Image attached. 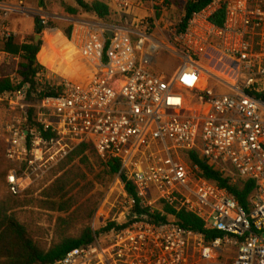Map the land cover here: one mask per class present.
Returning a JSON list of instances; mask_svg holds the SVG:
<instances>
[{"label":"built area","instance_id":"2783aa9c","mask_svg":"<svg viewBox=\"0 0 264 264\" xmlns=\"http://www.w3.org/2000/svg\"><path fill=\"white\" fill-rule=\"evenodd\" d=\"M108 3L116 23L78 22L70 32V46L91 66L85 86L55 84L42 72L21 84L13 73L18 88L0 92L10 195L82 144L117 162L133 187L126 195L118 175L121 210L103 242L94 235L50 264H264V0H212L174 23L168 0ZM222 5L220 27L210 19ZM27 11L22 1L0 0V41L15 42L10 20ZM163 50L183 62L170 80L150 71ZM14 60L0 51V67ZM194 153L232 184H253L245 207L198 177L187 163ZM162 203L201 220L204 233L153 221Z\"/></svg>","mask_w":264,"mask_h":264},{"label":"trees","instance_id":"16d2710c","mask_svg":"<svg viewBox=\"0 0 264 264\" xmlns=\"http://www.w3.org/2000/svg\"><path fill=\"white\" fill-rule=\"evenodd\" d=\"M4 1V0H1ZM41 3V0H39ZM78 9L66 7L65 11L71 16L79 12L94 16L96 21H108L116 23L118 15L111 9L109 4L99 1L87 3L83 0H74ZM171 5H177L184 9L185 21L192 14L206 8L212 0H194L184 5L178 0H168ZM180 3V4H179ZM225 5L211 17L210 21L216 26H222L224 19ZM38 23V22H37ZM183 28V25L182 27ZM44 30L39 26L38 34ZM69 44L70 30L64 33ZM0 51L10 55L14 61L0 67L2 91H13L18 87L10 84L9 76L13 73L21 78V84L31 83L39 72L45 73V68L51 59L47 56L46 46L39 40L34 45V40L16 44L14 41H0ZM38 61V62H37ZM13 64V71L8 68ZM190 165H196L199 169L198 177L208 183L228 190L235 196L238 203L245 207L250 195L253 192V184L246 181L231 183V179L220 175L209 168L205 163L199 161L197 154H190ZM96 168L99 172L96 173ZM7 167L3 170V178L6 175ZM120 167L117 162H103L96 155L89 144H82L76 147L67 158L59 164L54 171V180L45 188L38 198L14 197L10 194L0 200V264H50L61 259L68 251L88 246L93 243V233L90 223L102 198V193L95 192L96 187L104 183L105 179H113L119 175ZM124 184V192L128 196H134L133 187L127 182L123 175H119ZM24 208H38L47 212L57 213L64 217H58L56 222L57 241L49 248L42 247L32 232L24 223L16 217V211ZM163 217L157 215L151 217L156 222H167L174 220L180 227L204 233V224L201 220L185 211H177L164 203L159 206ZM113 227L114 222L108 223L105 228L95 233L96 237L107 234ZM125 227L122 225L119 229ZM77 229V235L71 231ZM98 235V236H97Z\"/></svg>","mask_w":264,"mask_h":264},{"label":"rangeland","instance_id":"374dc122","mask_svg":"<svg viewBox=\"0 0 264 264\" xmlns=\"http://www.w3.org/2000/svg\"><path fill=\"white\" fill-rule=\"evenodd\" d=\"M7 3H17L22 1L28 15L14 16L12 19L19 37L15 39L16 44L39 38L42 44L46 46L47 56L51 59L48 68H45V75L55 84L62 81H69L79 86H85L91 79V66L89 63L77 55V52L67 44L65 32L72 31L73 27L78 22L95 21L99 23L109 24L108 21H96L97 19L88 14L79 12L76 16H71L66 13L65 8L78 9L74 0H5ZM87 3L93 1L109 4L108 0H83ZM180 3L182 0H178ZM179 3V4H180ZM183 8L172 5L168 13V18L171 22H176ZM38 22V23H37ZM43 26L44 30L41 34L36 32L39 26ZM38 62V61H37ZM183 62L179 57L174 56L168 50L161 51L155 57L153 64L150 67L152 74L165 76L166 80L172 79L182 68ZM13 64L8 68V71H13ZM184 95L191 97V92L183 91ZM196 101L192 100L191 105H195ZM8 120V114L5 106L0 104V200H2L8 191L3 178V170L8 168V164L4 159V142L2 139V127ZM59 167L53 168L49 174L37 183L29 185L19 196L26 198H38L40 193L47 188L54 180V171ZM99 169L96 168V173ZM118 176L109 180L105 179L104 183L96 187L95 192L102 193V198L95 211V214L90 223V228L93 233L99 232L100 229L114 222L119 218V213L122 204L121 185L118 182ZM16 217L21 223L26 224L33 232L37 242L44 248H49L57 241L56 222L58 217H64L57 213L47 212L38 208H24L16 211ZM77 229L72 230V235H77ZM102 234V233H101ZM99 234V240L103 242L104 236Z\"/></svg>","mask_w":264,"mask_h":264},{"label":"crops","instance_id":"0c3cea01","mask_svg":"<svg viewBox=\"0 0 264 264\" xmlns=\"http://www.w3.org/2000/svg\"><path fill=\"white\" fill-rule=\"evenodd\" d=\"M108 2H109V0H108ZM171 8H172V5H171ZM137 15H139V16H143V13H142V12H137ZM12 19H14V18H12ZM12 19L10 20V28H11L13 31H15V32L18 33V31L16 30V26L14 25V21H13Z\"/></svg>","mask_w":264,"mask_h":264},{"label":"water","instance_id":"95a60500","mask_svg":"<svg viewBox=\"0 0 264 264\" xmlns=\"http://www.w3.org/2000/svg\"><path fill=\"white\" fill-rule=\"evenodd\" d=\"M36 32H38V28H37ZM107 35H108L109 37L111 36V34H110V33H108ZM37 38H39V37L37 36ZM37 38H36V39H35V41H34V45H36V44H37V42H38V39H37Z\"/></svg>","mask_w":264,"mask_h":264}]
</instances>
